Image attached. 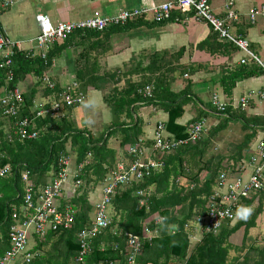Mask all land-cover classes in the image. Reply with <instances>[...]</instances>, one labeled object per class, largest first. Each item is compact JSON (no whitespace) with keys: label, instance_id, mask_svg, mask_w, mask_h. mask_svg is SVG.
Returning a JSON list of instances; mask_svg holds the SVG:
<instances>
[{"label":"trees","instance_id":"16d2710c","mask_svg":"<svg viewBox=\"0 0 264 264\" xmlns=\"http://www.w3.org/2000/svg\"><path fill=\"white\" fill-rule=\"evenodd\" d=\"M8 9L0 7V14ZM141 18L144 17L128 21L124 25L110 26L104 32H119L127 29ZM0 32L2 33L1 28ZM101 33L75 31L62 43L53 44L46 60L32 57L22 51H15L11 68L13 78L7 83V71L0 69V90L3 89L7 93L14 88H19V83L24 81L27 75H31L36 79V86L43 85V95L48 96L54 93L57 96L60 92L57 82L50 78L55 83L54 91H50L42 82L43 76L51 66L52 59L74 39L85 40L89 36ZM105 36L109 35L105 34ZM216 45L220 49H228V45L231 46L229 43ZM177 54L179 57L182 53ZM156 57H159L158 53L151 59L161 64L162 62L156 60ZM174 58H176L175 55ZM86 61L82 62L80 58L73 64L79 90L84 91L86 87L97 90L106 80L85 76L84 66L87 68L89 64ZM167 63L171 64L169 61ZM151 65H155L154 61ZM153 70L151 71L154 72ZM261 74H264L261 67L254 62H249L223 72L220 87L223 93L230 97L237 82ZM107 77L111 79L113 75L109 74ZM145 83L149 85L153 83L155 91L152 88L153 97L151 98L142 94L144 88L149 86ZM130 85L121 96L112 94L108 98L107 103L112 109V121L108 132L98 140H95L86 129H78L68 114L62 118H51L50 115H46L34 120L32 125L34 129L39 130L38 137L32 140H20L14 134V124L16 120L26 118L32 121L35 118L36 87L34 86L22 94L24 107L16 119L4 116L0 109V168L6 165L10 167V172L0 177V258L9 248L8 233L10 227L15 224L11 214L13 211L19 216L24 213L22 211L24 190L22 173H28L35 190H38L57 174L60 154L65 156L74 154L76 163H81L90 156V161L77 176L82 185L73 197L62 198L60 201L62 206L68 205L73 209L75 221L71 229L48 231L42 238L34 236L30 242L31 246L29 244L30 252L37 254L31 259L30 264H75V258L79 252L77 233L89 228L92 224L90 195L103 183L117 163L116 152L108 147V141L112 136H119V147L123 150L125 146L138 145L142 137L140 124L142 119L135 111L138 105L159 98L162 100L159 103L160 106L167 113L166 132L174 139L187 137L188 125L177 124V120L184 113L183 106L187 102L186 90L180 92L178 96L175 93L167 94L162 88V81L157 79L156 83L149 79L148 82L142 81L139 84ZM74 108L77 107L65 110L69 112ZM231 111L228 110V118L225 117L228 120L225 122L227 123L229 119H240L245 133L242 141L234 147L229 159L224 161L221 155L206 158L210 144L209 134L208 137H203L196 143H189L160 156L158 159L163 166L159 171L153 172L150 177L140 182L123 187L114 196L110 206V225L93 240L87 257L88 264L109 262L127 264L126 247L130 236L138 237L141 244V253L136 257L135 264H264V246H255L253 242L246 246L248 231L255 227V221L262 211L264 192L242 199V209L250 208L255 204L257 206L247 221L242 219L234 223L226 222L216 233H206L203 229L197 231V226L192 224L196 217H205L206 206L217 187L220 174L225 172L228 178H232L231 174L234 170L237 171L235 173L237 175L243 154L252 148L251 144L256 140L259 132L264 133V116L246 117L245 111L238 109ZM123 114L125 120H120ZM261 138L264 139V137ZM125 157L128 159L126 163L129 164L132 161L131 156L127 153ZM229 169L231 170L228 171ZM139 190L150 194L147 206L142 208H138L139 199L135 196L136 191ZM174 207H177L176 212L172 210ZM158 216H164L165 222L158 226L156 236L145 240L142 238L144 224L150 218ZM149 227L151 230L154 229L152 222ZM193 232H197L200 239L190 241L195 235ZM237 232L242 233V237L238 235L232 238V235ZM230 253L234 255L231 256Z\"/></svg>","mask_w":264,"mask_h":264},{"label":"crops","instance_id":"0c3cea01","mask_svg":"<svg viewBox=\"0 0 264 264\" xmlns=\"http://www.w3.org/2000/svg\"><path fill=\"white\" fill-rule=\"evenodd\" d=\"M14 1L22 2L20 11L31 13L32 11L29 8L32 7L34 20L36 15H43L53 25H56L59 22L80 21L93 16L95 13L101 16H112L124 9L150 8L168 0ZM29 1L33 2L34 6ZM229 1L232 2L230 9L236 15L235 20L226 17L225 7ZM208 3L212 14L216 18L223 20L233 35L243 37L249 42V49L264 66V15H257L253 23L250 22L248 16L250 11L264 8V0H208ZM1 14L0 28L5 37L9 39V29L3 23ZM15 14L21 15L18 14V7ZM11 19L15 21L14 16H11L8 21L11 22ZM136 21L137 23L119 32L108 33L107 31L104 32V30V33L89 36L85 40L76 41L74 39L73 42L67 44L68 46L66 45L59 55L52 59L51 66L46 74L62 87L66 83H72L76 80L73 64L80 58L82 62L87 60L86 62L89 64L87 68L84 66L85 76L102 78L106 81L97 90L92 87H86L84 91L81 89L85 99L88 101V103L86 100L84 102L88 104L86 106L88 109L83 111L84 120L87 123L93 119L95 122L101 119L102 124L107 128L112 121V109L107 103L108 98L112 94L113 96H121L130 84H139L142 81L148 82L149 79L156 83L157 79L162 81V88L167 94L175 93L178 96L180 92L186 90L187 102L183 106L184 113L177 120V124L184 126L189 125L192 121L204 119L207 125V133L204 138L208 137L209 134L208 138L210 139L206 158H210L212 155H221L224 157V161L228 160L232 154L229 155L230 153H227V148H233L232 144H235L234 147L238 145L242 141L245 132L240 119H229L226 123L225 120L228 119L214 111L212 108L213 97L218 95L222 101L228 104L227 113L229 109L233 112L238 109L236 104L240 97L247 95L251 91L264 90V74L237 82L231 96H226L220 87L221 74L240 66L239 59L242 53L231 44L232 47L228 45V49H220L216 44H227V42L219 39L208 24L203 21H196L191 12H174L170 20L161 24H152L150 17ZM105 34L109 36L106 37ZM23 50H25V53L30 52L27 49ZM178 52L182 53L179 57ZM157 53L159 57H156V60L158 59L159 62H162L161 64L151 59ZM174 55L177 59L174 58ZM153 61L155 65L152 66L151 62ZM167 61L171 62V64L168 65ZM147 65H149L148 68ZM261 70L264 73L262 67ZM109 74L113 75L111 79L107 77ZM33 78L31 75H27L24 81L19 83V89L22 94L33 88L32 85L30 87L28 85ZM152 84L146 85L153 88ZM160 102L162 100L155 98L152 102L147 101V103L137 104L138 108L135 110L137 116L142 119L140 123L142 126V137L139 143L145 148V156H150L155 160L159 156L152 153L153 131L158 122L167 121V113L160 106ZM97 108H101L103 111V114L98 118L93 116V112L98 111ZM74 110L72 109L69 112L65 110L64 113L74 120ZM245 114L246 117L264 116V102L249 101ZM124 118L123 114L120 120H125ZM86 123H84L83 127H76L89 131L95 140L103 138L106 131L96 133V131L90 130ZM261 137H264V133L259 132L256 140L251 144L252 148L243 154V160L240 164L249 159L254 150V143ZM112 141L114 143L117 142L119 146V136L113 139L110 138L108 147L116 152L117 162L123 161L126 163L128 159L125 154H127L128 146H125L122 150L120 147L110 146L109 142ZM221 148L222 150L220 151ZM213 150L218 152L214 153ZM236 172L232 170L231 177L235 176ZM65 191L67 196L72 194L73 189L70 184L67 185ZM193 234L195 235H193L194 237L192 236L190 241L197 240V232H193Z\"/></svg>","mask_w":264,"mask_h":264},{"label":"built area","instance_id":"2783aa9c","mask_svg":"<svg viewBox=\"0 0 264 264\" xmlns=\"http://www.w3.org/2000/svg\"><path fill=\"white\" fill-rule=\"evenodd\" d=\"M14 0H0V7L7 9L12 7ZM232 2L226 5V17L231 20L236 19L235 13L230 9ZM191 12L196 21H203L208 24L219 39L233 45L240 53L239 64L244 65L252 61L264 69L258 57L249 49V42L240 36L233 35L223 20L216 18L209 7L208 0H168L150 8H133L120 10L112 16H101L95 13L93 16L76 22H59L53 25L50 20L43 15H36L35 21L38 26V34L29 41L27 54L41 60H46L53 44L62 43L69 35L75 31L81 32H103L110 26L124 25L128 21L139 17H150L154 23L161 24L171 19L172 13ZM257 15H264V8L252 10L248 13L250 22L253 23ZM15 51H25L21 49L20 42L11 41L0 32V69L7 71L6 81L13 78V56ZM43 84L50 90H55V83L46 74L42 78ZM142 92V91H141ZM145 97H152V87L144 88ZM53 101L35 106V118L29 121L26 118L15 121L14 134L20 140L36 139L39 130L34 129L32 123L38 118L50 115L51 118L64 117L66 108L81 106L85 101V95L79 90V85L72 82L67 86L60 87V92ZM251 100L264 102V90L251 91L247 95L240 97L236 107L240 111L248 108ZM23 97L20 89L14 88L10 92L0 90V109L4 116L17 118L19 112L24 107ZM235 107V106H234ZM212 108L223 117L228 118V104L222 101L218 95L212 100ZM207 133V125L204 119H200L188 125L187 137L184 139H174L165 130V122H158L153 131L152 153L162 156L177 150L189 143L200 141ZM127 153L132 157V161L127 164L123 161L117 162L115 168L106 176L103 183L91 193L92 224L89 228L77 233L79 252L75 258V264H88L93 240L106 230L110 225L108 210L115 195L123 188L134 182H140L148 178L153 172L159 171L163 164L159 159L145 156V148L141 143L136 146H128ZM58 172L48 181V183L38 190H35L33 182L28 173H22L21 179L24 183L22 216L15 211L11 218L15 224L10 227L8 238L9 248L0 258V264H30L31 259L37 254L31 253L27 244L33 240L34 236L44 237L48 231L59 229H71L75 217L73 209L66 205H61L62 198H71L80 188L82 182L77 178L84 166L88 164L86 160L81 163H71L69 155H59ZM246 171V174L244 172ZM10 172L8 165L0 168V177H4ZM181 182V180H177ZM70 184L73 192L67 196L65 191ZM193 187V185L191 186ZM264 192V139L259 138L254 144V150L249 159L238 168V174L228 178L226 173L220 174L217 187L213 195L209 198L206 206L205 217L195 218L197 231L203 229L204 232H218L226 222H237L242 220L241 201L251 198L254 195ZM135 196L139 199L138 208L147 206L149 193L136 191ZM164 216L152 217L144 224L142 238L150 240L158 234V226L165 222ZM153 223L154 229L149 227ZM173 233V231H172ZM127 264H135L136 257L141 253L140 239L130 236L127 239ZM100 263V262H99ZM107 264H115L109 262Z\"/></svg>","mask_w":264,"mask_h":264},{"label":"rangeland","instance_id":"374dc122","mask_svg":"<svg viewBox=\"0 0 264 264\" xmlns=\"http://www.w3.org/2000/svg\"><path fill=\"white\" fill-rule=\"evenodd\" d=\"M29 2L31 4L33 3L31 1H29ZM21 4H22V2H20V1L19 2H15L13 7H11L10 9H8L6 11H3V13L1 14L2 15L1 19H2L3 23L6 25V28L9 29V34H8L9 39L12 40V41L19 40V41H16V42H20L21 49H28L29 46H30L29 41L34 39L33 37L36 35V32L38 31V29H37L38 26L36 25L34 17H33V12H34L33 8L32 7L29 8L32 11L31 13H26V12H23V11L19 10L20 7H22ZM17 7H18V14H21V15L15 14V11L17 10ZM11 16L15 17V21H12V19H11V22L8 21ZM11 23H13V24L11 25ZM10 29H11V31H10ZM34 57H36V56H34ZM29 82H27V83H29ZM73 82H76L79 85V83L76 80L73 81ZM69 84L70 83H66L63 86L65 87V86H67ZM28 85H29V87L31 85L36 87L35 92H36L37 96L35 94L34 110H35V106L38 105V104L49 103V102L53 101V99H54L53 94L54 93H52V95H48V96L45 97V95H43V85L40 84L39 86H36L37 84H36V79L35 78H33L32 82L30 84H28ZM86 102L88 103L87 100H86ZM87 103H83L81 106H78L79 107L78 109L77 108H74L75 110L73 109L74 110V113H73V115H74L73 119L74 120L73 121L75 123V126H77V127H83L84 123H86L85 122L86 120H84L83 111L85 109L86 110L88 109V108H86V106H88ZM97 109H98V111L93 112V116H95L96 118L100 117V115L103 114V111H102L101 108H97ZM65 115H66V113H64V116ZM82 115H83V119H82ZM93 120H90L89 122L86 123V125L90 128V130L96 131V133H98L99 131L100 132L101 131H106L105 133L108 132V130H107L108 128L105 125L102 124L101 119H98L97 122H95ZM116 137H117V135H116ZM116 137L115 136L111 137V139L116 138ZM109 145L110 146H114V147L115 146L119 147L118 143L117 142L114 143L113 141L109 142ZM229 145H231V144H229ZM234 145L235 144H232L233 148H234ZM233 148H231V149L227 148V153H230L229 155H231L233 153V150H234ZM221 150H222V148L220 149V151ZM213 152L217 153L218 151L216 152V151L213 150ZM69 158H70L72 164L76 163L74 154H70ZM86 161L87 162L90 161V156L87 157ZM244 174H246V171L244 172ZM255 205H253L250 208H246V209H250V213L246 217L242 216V218L244 219L243 221H247L248 219H250V217L252 216L254 210L257 208V206H255ZM172 210L174 212H176L177 207H174ZM108 213H109V217L111 218V216H110L111 215V208H109ZM90 218L92 219V210L90 212ZM192 224L197 225L195 221H192ZM238 235L240 236V238L242 237V233L239 234V232H237V233H234L232 235V238H233V236L238 237ZM196 238L200 239L198 236ZM234 241H236V240H234ZM252 242L254 243L255 246H259V247L264 246V200H263V203H262V211H261L260 215L257 217V219L255 221V227L249 229V231H248V235H247V238H246V246L250 245ZM192 243L194 244V242H192ZM29 244L31 245V243H28L26 248H28ZM230 255L232 256V255H234V253H230Z\"/></svg>","mask_w":264,"mask_h":264},{"label":"clouds","instance_id":"9594fccd","mask_svg":"<svg viewBox=\"0 0 264 264\" xmlns=\"http://www.w3.org/2000/svg\"><path fill=\"white\" fill-rule=\"evenodd\" d=\"M250 213V209H243L239 214L246 217Z\"/></svg>","mask_w":264,"mask_h":264},{"label":"bare ground","instance_id":"6f19581e","mask_svg":"<svg viewBox=\"0 0 264 264\" xmlns=\"http://www.w3.org/2000/svg\"><path fill=\"white\" fill-rule=\"evenodd\" d=\"M168 164V163H167ZM169 248V247H168Z\"/></svg>","mask_w":264,"mask_h":264}]
</instances>
